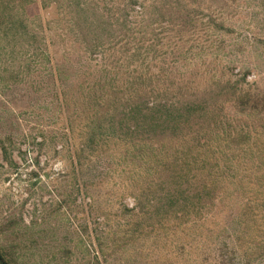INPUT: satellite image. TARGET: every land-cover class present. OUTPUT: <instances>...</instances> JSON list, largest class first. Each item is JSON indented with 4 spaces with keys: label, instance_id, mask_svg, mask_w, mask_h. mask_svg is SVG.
<instances>
[{
    "label": "rangeland",
    "instance_id": "1",
    "mask_svg": "<svg viewBox=\"0 0 264 264\" xmlns=\"http://www.w3.org/2000/svg\"><path fill=\"white\" fill-rule=\"evenodd\" d=\"M0 258L264 264V0H0Z\"/></svg>",
    "mask_w": 264,
    "mask_h": 264
},
{
    "label": "trees",
    "instance_id": "2",
    "mask_svg": "<svg viewBox=\"0 0 264 264\" xmlns=\"http://www.w3.org/2000/svg\"><path fill=\"white\" fill-rule=\"evenodd\" d=\"M192 106H193V104L189 102V99L187 97H184L183 95H179V96H176V97L168 100L167 102H162V103L159 102V103L154 104L153 102L149 103V102H143L142 101L141 102V109H139V110L154 111L157 109H165V110L172 109L169 111H177V112H179V114H181V116L179 117V120L181 121L183 119V117H186V116L189 117V114L192 113V111H191V110H193ZM179 114L174 116L175 121H172L173 124L176 123L177 116ZM167 120L169 121V119H167ZM140 123L143 126L149 125V124L152 126V123H154V120L148 119L147 117L144 116ZM150 125H149V128L146 129V131H148L149 134H152L153 129H151ZM153 146H157V143L155 142L153 144Z\"/></svg>",
    "mask_w": 264,
    "mask_h": 264
},
{
    "label": "water",
    "instance_id": "3",
    "mask_svg": "<svg viewBox=\"0 0 264 264\" xmlns=\"http://www.w3.org/2000/svg\"><path fill=\"white\" fill-rule=\"evenodd\" d=\"M0 264H4L3 261L1 260V258H0Z\"/></svg>",
    "mask_w": 264,
    "mask_h": 264
}]
</instances>
